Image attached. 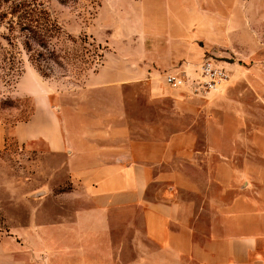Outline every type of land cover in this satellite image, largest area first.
I'll return each mask as SVG.
<instances>
[{"label":"rangeland","instance_id":"rangeland-1","mask_svg":"<svg viewBox=\"0 0 264 264\" xmlns=\"http://www.w3.org/2000/svg\"><path fill=\"white\" fill-rule=\"evenodd\" d=\"M205 63L224 79L202 74ZM167 75L185 83L173 88ZM79 122L95 141L110 127L124 142L110 151L149 169L135 224L150 206L179 205L170 229L201 245L214 238L221 205L264 187L250 167L264 180V0H0L2 250L26 241L31 225L98 203L71 193L89 167L67 165L62 137Z\"/></svg>","mask_w":264,"mask_h":264},{"label":"crops","instance_id":"crops-1","mask_svg":"<svg viewBox=\"0 0 264 264\" xmlns=\"http://www.w3.org/2000/svg\"><path fill=\"white\" fill-rule=\"evenodd\" d=\"M221 16L218 13L217 20ZM99 84L113 88L108 82ZM37 111L45 115L42 108ZM38 118L35 115L31 121L34 127ZM75 127L62 137L71 159L67 165L73 159L89 168L79 172L80 178L75 177L83 191L79 192V186L70 192L96 198L98 203L71 214V220L31 225L26 241H12L7 251L0 247L3 260H9L5 264H163L165 250L171 252L173 264H264V187H248L235 203L221 205L218 230L214 229V238L203 239L201 245L185 233L187 229L172 230L175 225L170 229L169 220L180 226L179 205L150 206L141 213L142 224H135L130 218L133 205L144 203V190L151 178L149 169L133 163L130 151H110L114 144L124 146L114 139L110 127L104 129V142L90 140L93 130L83 128L80 122ZM250 167L258 171L256 185H264L259 166L251 163ZM38 191L46 194L48 189ZM110 216L123 218L110 221ZM21 252L27 254L26 263L21 262Z\"/></svg>","mask_w":264,"mask_h":264},{"label":"built area","instance_id":"built-area-1","mask_svg":"<svg viewBox=\"0 0 264 264\" xmlns=\"http://www.w3.org/2000/svg\"><path fill=\"white\" fill-rule=\"evenodd\" d=\"M201 72L212 80H222L225 76L222 74L221 70L215 69L210 63H205L202 66ZM165 82L173 88H179L185 83V75H167L165 77Z\"/></svg>","mask_w":264,"mask_h":264},{"label":"water","instance_id":"water-1","mask_svg":"<svg viewBox=\"0 0 264 264\" xmlns=\"http://www.w3.org/2000/svg\"><path fill=\"white\" fill-rule=\"evenodd\" d=\"M43 193H45V191H38V192L34 193L31 196H37V195H40V194H43Z\"/></svg>","mask_w":264,"mask_h":264}]
</instances>
